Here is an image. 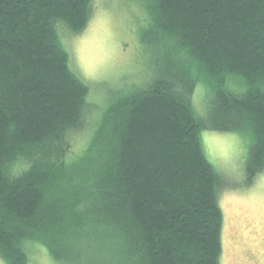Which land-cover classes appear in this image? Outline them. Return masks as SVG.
Wrapping results in <instances>:
<instances>
[{"label":"trees","instance_id":"1","mask_svg":"<svg viewBox=\"0 0 264 264\" xmlns=\"http://www.w3.org/2000/svg\"><path fill=\"white\" fill-rule=\"evenodd\" d=\"M120 1L143 14L144 74L98 107L60 34L93 0H0L5 264H29L31 243L55 264H220L223 180L201 130L249 138L243 174L264 172V0Z\"/></svg>","mask_w":264,"mask_h":264},{"label":"rangeland","instance_id":"2","mask_svg":"<svg viewBox=\"0 0 264 264\" xmlns=\"http://www.w3.org/2000/svg\"><path fill=\"white\" fill-rule=\"evenodd\" d=\"M132 7L120 0H93L90 20L82 32L71 35L60 28L70 67L89 84L88 100L98 107L117 95L121 86L138 82L144 74L136 33L143 14L140 12V19L137 8ZM201 87L198 83L194 96L198 110L202 107ZM74 134L70 155L89 136L86 129ZM200 139L206 157L223 180L220 264H264V172L251 183L243 174L249 138L236 132L201 130ZM28 247L29 264H55L43 246L31 243ZM0 264H5L1 258Z\"/></svg>","mask_w":264,"mask_h":264}]
</instances>
